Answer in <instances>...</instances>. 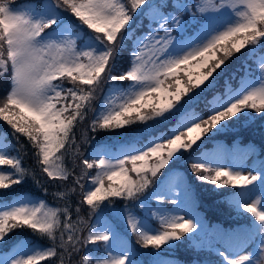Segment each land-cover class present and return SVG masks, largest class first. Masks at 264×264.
<instances>
[{"label": "snow or ice", "instance_id": "snow-or-ice-1", "mask_svg": "<svg viewBox=\"0 0 264 264\" xmlns=\"http://www.w3.org/2000/svg\"><path fill=\"white\" fill-rule=\"evenodd\" d=\"M0 88V264H264V151L198 143L264 122V0H0Z\"/></svg>", "mask_w": 264, "mask_h": 264}, {"label": "rangeland", "instance_id": "rangeland-1", "mask_svg": "<svg viewBox=\"0 0 264 264\" xmlns=\"http://www.w3.org/2000/svg\"><path fill=\"white\" fill-rule=\"evenodd\" d=\"M15 1H17V0H15ZM238 55H240V54H238ZM234 58H235V56H234V57L232 58V60H230L227 64H230V63L233 64V63H234V60H233ZM231 61H232V62H231ZM124 62H125V59H124ZM227 64H226V66H227ZM226 66H225V67H226ZM232 68H233V67H232ZM232 68L227 69V71H230ZM2 91H3L2 88H0V93H2ZM102 98H103V94H101V96L98 97V99L94 102V105L97 106V103H99V101H101ZM89 119H91V114L89 115ZM88 123H89V120H88V121H85L84 125L82 126V129H87V127H88ZM142 126H143V125H142ZM142 126H140V125L138 124V125H133L132 127H137V128H138V127H142ZM118 131H121V132H127L128 129L126 128V129H122V130H118ZM4 132H8V133H9L8 139L11 140L12 137H11V134H10L11 130H10L9 126H7L3 121H0V133H4ZM80 132H81V130H78V131H77V138H78V140H80ZM88 135L91 136L92 133L89 132ZM104 135H105V136H113V135H115V133L105 132ZM220 135H221V134H219L218 136H220ZM218 136L215 138V141H219V140H218ZM205 138H207V137H205ZM21 141H22L23 143L26 144V140H25L23 137L21 138ZM90 143H91V142H90ZM199 144H200V143H199ZM207 144H208V142H207ZM207 144H205V145H207ZM201 145L204 147V144H201ZM83 147H84L85 150H87V149L89 148V145L86 144V145H84ZM204 148H205V147H204ZM213 150H214V149H213ZM213 150H210V151H208V152H212ZM248 157H249V159L252 158V156H248ZM253 157H254V156H253ZM28 160H31V162H33V166H34V168H35V164H34V161H33L32 157H31V155H29V157L26 159L25 162H27ZM254 160H255V159H254ZM254 160H253V161H254ZM253 161L251 162V164L253 163ZM4 167H6V166H4ZM182 169L184 170L183 172H187V171H188V169H187L186 166H184ZM164 170H165V169H164ZM37 172H39L38 169H37ZM77 172H79V169H77ZM41 178H42V177H41ZM190 178L192 179V182H193L194 184L197 183L196 180H195V178H192V177H190ZM83 183L85 184V187H86V182L83 181ZM55 184H56V185L60 184L62 187H67V186H69V185L72 184V181L69 182V184H67V185H65L64 182H55ZM47 186H48V185H47ZM51 186L53 187L52 192L57 191L56 186H53V184H51ZM51 186H49V187H51ZM203 194H205V193H203ZM203 194L201 195V197H204L205 199H209V198H211V197H214V195L211 194V193H207L206 196H204ZM81 195H82V194L79 192V189H77V193H76V195L73 196V198H72V204H73V205H75V203L77 202V200H79V199L81 198ZM257 195H259V193H257ZM57 201H58V206H62V205H63V201H62V200L57 199ZM47 203L49 204V201H47ZM116 203H117V202H116ZM120 203H123V202L118 200L117 205H119ZM210 203H211V202H210ZM198 210L201 211L200 209H198ZM82 214L85 216V219H87L86 206H82ZM119 226H120L121 229H123V227H124V225L121 224V223L119 224ZM23 232H24L25 236H28L29 238H32V234H31L30 230L24 229ZM209 239H213V237H212V236H209ZM41 243L46 244L47 242H46V241H41ZM206 248H207V247H206ZM182 262H183V264H190V263H186V262H184V261H182ZM42 264H48V262H42Z\"/></svg>", "mask_w": 264, "mask_h": 264}, {"label": "trees", "instance_id": "trees-1", "mask_svg": "<svg viewBox=\"0 0 264 264\" xmlns=\"http://www.w3.org/2000/svg\"><path fill=\"white\" fill-rule=\"evenodd\" d=\"M134 20H136V18L134 17ZM141 31H144V29H140V30H138V32L137 33H140ZM240 56V55H239ZM123 57H125V52L123 53ZM234 63L233 64H227V66H226V68L227 69H230V68H232L230 71H227L226 73H225V76L224 77H221V80H220V83H222L223 84V81H224V79L230 74V73H232V71L234 70V69H236V68H238L239 66H240V60L237 58V57H235L234 59ZM232 62V61H231ZM233 83H235V82H233ZM107 87V86H106ZM96 107H99V105H98V103H97V106ZM89 121H90V119H89ZM262 124H263V122H257L256 123V126L255 127H249V126H247V125H245L244 127H236L237 129H230L231 131H252V132H259V131H261L262 130ZM140 126H142V125H140ZM228 132H229V130H228ZM105 134V132H99V133H96L95 134V136H96V138H97V140H101L102 138H105V137H109V136H105L104 135ZM92 135H93V133H92ZM91 135V136H92ZM206 139H208V138H204V140H206ZM77 140H78V138H77ZM79 141V140H78ZM201 142V141H200ZM200 142H198V143H200ZM25 164H26V166H29V167H33L34 168V166H33V162H31V160H28L27 162H25ZM186 167H187V169H188V166L187 165H185ZM169 167H172V165H169ZM164 172H167V169H165V170H163ZM180 171H184L182 168L180 169ZM37 174L38 175H40L39 174V172H37ZM72 180H71V178L69 179V181H67V182H64L65 183V185H67V184H69V182H71ZM58 185H60V184H58ZM49 186H51V184H48V190H49V194L47 195V196H44L43 195V193L41 192V190L33 183L32 185H31V187H32V189H33V191H35V192H37V193H40V196H39V198H41V199H44L45 201H49V205L50 206H53V205H55V206H58V201H57V199L56 198H54L53 197V195H52V193H54V192H56V191H54V192H52V189H53V187L51 186V187H49ZM61 186V185H60ZM204 187H207V188H209V187H212L211 185H204ZM56 188H57V191L58 190H62V187H57L56 186ZM208 201V200H207ZM208 202H210V201H208ZM215 200L213 199V202H211L212 204H215ZM209 205H210V203H209ZM176 254H178L179 256H181L182 258H187V257H189V258H194V257H196L198 254L197 253H195V252H192V251H189V249H187L186 247H184V246H181V247H179L178 249H177V252H176ZM180 258V257H179Z\"/></svg>", "mask_w": 264, "mask_h": 264}]
</instances>
